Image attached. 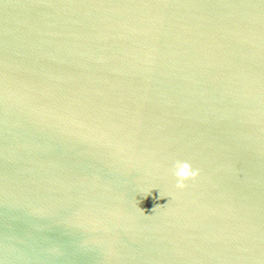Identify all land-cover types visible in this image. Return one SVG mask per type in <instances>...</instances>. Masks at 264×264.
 I'll use <instances>...</instances> for the list:
<instances>
[{"label":"water","instance_id":"95a60500","mask_svg":"<svg viewBox=\"0 0 264 264\" xmlns=\"http://www.w3.org/2000/svg\"><path fill=\"white\" fill-rule=\"evenodd\" d=\"M0 241L264 264V0H0Z\"/></svg>","mask_w":264,"mask_h":264},{"label":"clouds","instance_id":"9594fccd","mask_svg":"<svg viewBox=\"0 0 264 264\" xmlns=\"http://www.w3.org/2000/svg\"><path fill=\"white\" fill-rule=\"evenodd\" d=\"M174 175L177 178L176 187L178 189H185L186 182L196 180L200 177V170L193 167L188 161H177L173 169Z\"/></svg>","mask_w":264,"mask_h":264}]
</instances>
